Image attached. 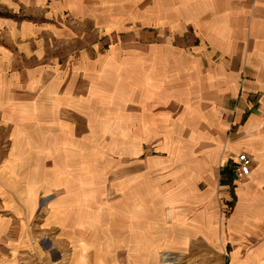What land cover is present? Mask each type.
Wrapping results in <instances>:
<instances>
[{
    "label": "crops",
    "instance_id": "0c3cea01",
    "mask_svg": "<svg viewBox=\"0 0 264 264\" xmlns=\"http://www.w3.org/2000/svg\"><path fill=\"white\" fill-rule=\"evenodd\" d=\"M8 11L46 20L0 17V49L31 48L40 61L48 37L85 45L71 69L54 63L53 88L0 107L24 131L36 122L39 151L56 168L38 182L12 164L0 171V264H80L65 263L55 243L76 240L77 211L110 189L119 258L216 241L220 197L230 199L222 167L242 152L253 168L236 186L238 207L249 220L264 210V0H0ZM72 146H84L77 159ZM31 210L50 213L46 232L59 228L46 247L52 261L30 231ZM125 241L149 244L129 253ZM252 256L263 261L264 249Z\"/></svg>",
    "mask_w": 264,
    "mask_h": 264
},
{
    "label": "rangeland",
    "instance_id": "374dc122",
    "mask_svg": "<svg viewBox=\"0 0 264 264\" xmlns=\"http://www.w3.org/2000/svg\"><path fill=\"white\" fill-rule=\"evenodd\" d=\"M35 14L8 11L4 14L0 13V17L12 19L18 25L27 22H38L39 19L46 20L45 17L38 18ZM47 42H50L48 44L49 47L46 46L45 53L40 61L33 55L34 49L31 48H22L20 50L14 46L8 49H4L3 47L0 49V86L8 85L10 87L9 90L0 93V107H4L5 103L12 102L15 104L16 102L35 100L44 85L45 89L53 88L50 84L53 78L52 68L56 67L54 63L61 65L64 69H71V63L74 61L73 57L85 45L82 41H58L52 37H48ZM29 46L31 47V45ZM7 52L8 55H6ZM12 92L13 97L10 101L8 96ZM18 121L19 119L15 121L14 118V123L12 121L8 122L5 116L0 113V171L12 164L13 169H27L30 172V180L38 182V172L56 168L53 167L52 159H50L51 155L49 156L46 152L44 156L39 151L40 146L37 145L36 122H34L30 130L24 131L19 126ZM112 140L111 138L109 142ZM83 147L72 146L69 153V155L71 154V158L69 157V159H77V154L78 152L80 154ZM101 148L106 149L109 160L115 157L117 153L115 145ZM242 154L247 153H240L236 162L231 161V159L224 161L222 167L221 184L228 187L230 199L227 201L224 197H220L218 207L220 217L218 226H216V241L191 242L183 246L167 247V249L165 247H158L156 256L149 259L143 257L134 259L129 257L119 258L116 256V195L110 189L109 192L104 193V199L97 196L96 192L88 195V198L93 202L91 204L93 208L77 211L75 215V222H77L75 230L76 240L60 241V238H57L59 241L55 243L56 251H60L65 255V263L73 259L80 264H118V261L122 263L123 260L126 263L135 260L136 264H138V261L140 264H144V262L147 264H261L262 262L264 264V258L261 261V259L253 258L252 256L256 250L264 249V210L257 211L260 215L257 214L258 217L249 220L244 216L247 212L240 211L238 207L239 199L236 186L238 182H243L249 177L239 178L237 176L238 159ZM78 159L80 161L78 160L70 164L83 165L85 161L83 156L81 158L78 157ZM81 161L82 163H80ZM109 169L110 174L112 171H115L116 162L110 160ZM224 170H227L228 174L223 175ZM61 180L63 183L67 179L62 176ZM107 180L110 182L114 181L115 178L111 177V179ZM103 200L109 203H104L106 206H103L106 209L100 208L102 206L100 202ZM81 205L84 206L85 204ZM29 212L30 231L32 234L43 235L41 237L43 240L38 244L42 247L46 257L49 258L48 260L52 261L53 256L46 250V247L47 243H49V236H55L56 234L58 236L60 233L59 228L54 227L52 231L46 232V228L48 227H46L45 223L50 217V213L38 214L37 210ZM246 220L247 222H245ZM148 244V242L134 243L125 241L124 250H129L130 253L133 245H138L143 250L148 248ZM91 249L99 256L100 251H103L102 253L107 251L108 256L107 258L90 257L88 256V252Z\"/></svg>",
    "mask_w": 264,
    "mask_h": 264
},
{
    "label": "built area",
    "instance_id": "2783aa9c",
    "mask_svg": "<svg viewBox=\"0 0 264 264\" xmlns=\"http://www.w3.org/2000/svg\"><path fill=\"white\" fill-rule=\"evenodd\" d=\"M253 168V160L247 154H242L238 159L237 176L245 178L251 175Z\"/></svg>",
    "mask_w": 264,
    "mask_h": 264
},
{
    "label": "trees",
    "instance_id": "16d2710c",
    "mask_svg": "<svg viewBox=\"0 0 264 264\" xmlns=\"http://www.w3.org/2000/svg\"><path fill=\"white\" fill-rule=\"evenodd\" d=\"M226 174H228V171L224 170L223 175H226Z\"/></svg>",
    "mask_w": 264,
    "mask_h": 264
}]
</instances>
